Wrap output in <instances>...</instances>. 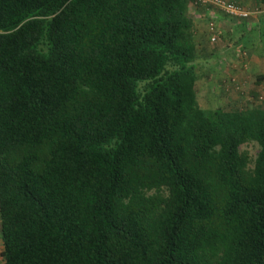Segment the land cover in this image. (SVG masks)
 Returning a JSON list of instances; mask_svg holds the SVG:
<instances>
[{
    "label": "trees",
    "instance_id": "1",
    "mask_svg": "<svg viewBox=\"0 0 264 264\" xmlns=\"http://www.w3.org/2000/svg\"><path fill=\"white\" fill-rule=\"evenodd\" d=\"M197 7L0 0V264H264V106H200Z\"/></svg>",
    "mask_w": 264,
    "mask_h": 264
},
{
    "label": "crops",
    "instance_id": "2",
    "mask_svg": "<svg viewBox=\"0 0 264 264\" xmlns=\"http://www.w3.org/2000/svg\"><path fill=\"white\" fill-rule=\"evenodd\" d=\"M243 7L250 13L249 19L240 21L227 17L220 10L213 7H197L194 10L195 22H196V35L199 45V52L208 54L213 57L222 58V55L230 54V59L225 61L227 67H232L234 72L241 78V80L251 79L253 95L262 99L264 95V82H258L259 77H264V58H258L251 50L244 49L242 44V37L246 32H258L262 34L264 38V0H228ZM210 23H214L216 26V33L219 36V43L215 46H211L210 40H212L211 33L209 32ZM216 38V37H215ZM217 39V38H216ZM240 40V44H238ZM215 49V50H214ZM247 52L250 54V58L247 59L250 62V67L246 61L241 58V54ZM219 66L224 64L223 59L218 61ZM218 63V64H219ZM231 63V64H230ZM219 66L217 69H219ZM225 68V67H224ZM221 69V68H220Z\"/></svg>",
    "mask_w": 264,
    "mask_h": 264
},
{
    "label": "rangeland",
    "instance_id": "3",
    "mask_svg": "<svg viewBox=\"0 0 264 264\" xmlns=\"http://www.w3.org/2000/svg\"><path fill=\"white\" fill-rule=\"evenodd\" d=\"M209 32L212 37H216V42H212L210 39L211 46H215L213 48H217L219 43V36L216 33V26L214 23H210ZM242 44L244 49L251 50L254 55L258 58H264V38L262 34L258 32H246L244 37H242ZM214 49V50H215ZM213 52V51H212ZM200 53L198 54L201 60V66H203V71L213 77L212 81L203 79L199 83V104L203 109L211 110L216 108H225L229 104H239L244 106L246 104H256L264 106V95H262V99L257 101L251 94L252 89V81L251 79L241 80L239 76L234 72V69L231 67H227L226 62L230 59V54L222 55L224 64L219 66L221 59L218 57H213L210 54L212 53ZM241 58H243L246 63L250 65L247 59L250 58V54L247 52H243L241 54ZM219 63V64H218ZM226 64V65H225ZM231 64V63H230ZM219 66V69H217ZM225 67V68H224ZM221 68V69H220ZM251 69V67H250ZM247 149L254 154L256 149L254 146L247 147ZM2 252V245L0 242V254ZM1 262V258H0Z\"/></svg>",
    "mask_w": 264,
    "mask_h": 264
},
{
    "label": "built area",
    "instance_id": "4",
    "mask_svg": "<svg viewBox=\"0 0 264 264\" xmlns=\"http://www.w3.org/2000/svg\"><path fill=\"white\" fill-rule=\"evenodd\" d=\"M196 5L204 8H216L223 12L226 16H230L231 18L238 20H246L250 17V13L243 7L228 0H196ZM211 41L216 42V38L213 37Z\"/></svg>",
    "mask_w": 264,
    "mask_h": 264
}]
</instances>
